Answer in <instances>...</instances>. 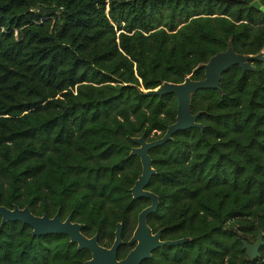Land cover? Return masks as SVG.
I'll use <instances>...</instances> for the list:
<instances>
[{"label":"trees","instance_id":"obj_1","mask_svg":"<svg viewBox=\"0 0 264 264\" xmlns=\"http://www.w3.org/2000/svg\"><path fill=\"white\" fill-rule=\"evenodd\" d=\"M229 44L264 51V13L238 0H0V205L59 211L111 240L149 202L129 192L141 173L131 138L161 137L176 115L174 95L138 88L202 79L199 66ZM251 64L191 95L202 130L149 150L151 225L191 238L176 247L192 264L228 252L231 264H264V61ZM259 233L260 258L249 259L241 240ZM85 254L64 234L0 229V264H82Z\"/></svg>","mask_w":264,"mask_h":264},{"label":"water","instance_id":"obj_2","mask_svg":"<svg viewBox=\"0 0 264 264\" xmlns=\"http://www.w3.org/2000/svg\"><path fill=\"white\" fill-rule=\"evenodd\" d=\"M245 1L255 9L264 13V5L258 0H238ZM252 61H264V51L257 54H240L236 53L232 46L229 44L227 49L222 52H218L211 56L209 60L199 67L204 70V78L199 80H193L187 76L182 82H163L155 88L143 89L138 88L140 94L144 96H164L172 94L177 101L176 115L173 123L166 126L165 132L159 138L153 140H146L144 134L132 137L131 141L135 144L131 148L130 155L137 156L141 164V173L136 178L133 186L129 192L132 198H147L150 204L143 208L138 213V222L134 230L132 241H137L135 249L131 252L130 257L120 264H137L141 258L148 256L149 252L156 247L164 245H180L187 242L188 238H181L176 240H159L160 232L151 234V231L146 223V218L149 214L154 213L159 204L158 196L152 191L147 189V185L151 177L155 174L156 170L152 166V160L149 155V150L166 143L172 139V135L188 129V128H200L203 129V125L197 122V118L200 112L192 113L190 108L191 95L200 89H217L220 90V81L222 74L232 66H239V68L245 71H253ZM0 229L7 221H19L28 225L31 228V234L34 236L47 235V234H64L69 238L70 243H75L77 249L87 248L92 251L95 257L93 261L88 264H98L97 259L102 255L115 254V250L120 244L121 235V223H118L115 230V242L111 247V252L105 251L96 242V237L86 238L81 233L83 225L81 223L72 221L71 215H68L64 220H61L59 211H57L52 217L46 214L35 215L31 212L28 206L19 208L14 206L9 209L3 205H0ZM262 233L257 235V239L254 243H248L245 240L242 241V249L245 250L246 255L250 259H255L259 256L258 249L263 245Z\"/></svg>","mask_w":264,"mask_h":264},{"label":"flooded vegetation","instance_id":"obj_3","mask_svg":"<svg viewBox=\"0 0 264 264\" xmlns=\"http://www.w3.org/2000/svg\"><path fill=\"white\" fill-rule=\"evenodd\" d=\"M149 204H150V201L147 203V205L145 207H147ZM149 215H151V214H149ZM149 215L146 218V223H147V226L149 227V229L151 231V234H155L159 231L160 232L159 240H161V241L181 239V238H166V237H164L163 231L165 228L161 227V228H158L155 230L154 226L151 225L152 219L150 218ZM64 219H61V220H64ZM129 219L133 220V223H131L130 225L129 224L125 225L122 221L118 222V223H121V225H122L121 226V235H120V244L116 248L114 256L111 255V253H110V255H108V254L102 255L100 258L97 259L98 264H120L130 257L131 252L135 249V246L137 244V241H132V236H133L134 230L137 226L138 214L136 215L135 218L130 217ZM148 220H149V222H148ZM118 223H116V226ZM132 224H133V226H132ZM82 225H83V227L81 229V233H82V230L84 228V224H82ZM116 226H115V230H116ZM131 227H132V230L128 234L127 231ZM115 230L113 232V238L111 240H107V239L102 240L99 237L98 233H94L93 235H89V236L85 235L84 233H82V234H83V236H85L88 239L95 236L97 244L99 246H101L105 251L111 252L110 251L111 247L115 242ZM183 238H188V237H183ZM188 239L189 240L187 242H190L191 238H188ZM256 239H257V236L251 242L247 241V240H245V241L252 244L256 241ZM243 240H241V242ZM187 242H185V243H187ZM73 244H75V243H73ZM183 244L184 243H182L180 245H183ZM176 246H179V245H164V246L156 247L149 252L148 256H146L145 258H141L137 264H192V259L189 258L190 255L188 256V254L185 253V250L183 248H178ZM82 249H84L85 253H86L85 257L82 260V264H88V262H91V261H93V263H95L96 260H94L95 257L93 256L92 251L87 249V248H82ZM82 249H77V250H82ZM241 249H242V247H241ZM243 251L246 255L245 250H243ZM258 252H259V256L253 260L260 258V247L258 249ZM231 256H232V254L230 252H228L224 256V258H222L221 264H231L229 262V258ZM246 257H248V256L246 255ZM214 263L217 264V260Z\"/></svg>","mask_w":264,"mask_h":264}]
</instances>
